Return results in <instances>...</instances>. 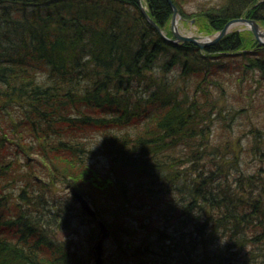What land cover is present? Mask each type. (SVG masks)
<instances>
[{
    "label": "trees",
    "instance_id": "trees-1",
    "mask_svg": "<svg viewBox=\"0 0 264 264\" xmlns=\"http://www.w3.org/2000/svg\"><path fill=\"white\" fill-rule=\"evenodd\" d=\"M171 1L205 35L264 26V0ZM263 113L251 31L201 49L137 0H0V264H95L68 185L104 264H264Z\"/></svg>",
    "mask_w": 264,
    "mask_h": 264
},
{
    "label": "water",
    "instance_id": "water-1",
    "mask_svg": "<svg viewBox=\"0 0 264 264\" xmlns=\"http://www.w3.org/2000/svg\"><path fill=\"white\" fill-rule=\"evenodd\" d=\"M140 10L143 14V16L146 18V20L154 27V29L159 33V35L166 41L178 44V43H184L189 42L197 45L201 49H204L206 47L215 45L218 43L228 32L229 30L238 25L242 24L247 26L251 32L253 33L255 39L258 41L260 45H264V30L260 27L258 22L255 19L250 18H237L229 21L224 28L217 34H215L214 37L210 36H199L194 34H183L178 26L179 20L182 18L179 16V11L177 7L174 5V3L171 0H168L172 9H173V15L171 19V31L173 34V38L167 37L163 30L158 26V24L148 15L142 0H137ZM70 187V191L73 195V197L78 201L83 211L92 217L93 219L97 220V223L100 228V233L98 236V239L93 247V255H94V262L95 264H103V255H104V241L109 236V231L104 225L102 221H98L97 214L94 210V208L90 205L88 200L78 191H76L73 187L68 185Z\"/></svg>",
    "mask_w": 264,
    "mask_h": 264
},
{
    "label": "rangeland",
    "instance_id": "rangeland-1",
    "mask_svg": "<svg viewBox=\"0 0 264 264\" xmlns=\"http://www.w3.org/2000/svg\"><path fill=\"white\" fill-rule=\"evenodd\" d=\"M213 1L212 3H216L215 1L219 0H196L191 2L188 6H186L187 10L192 13L193 11H197V7L200 2L209 4V2ZM179 29L183 34H194L199 36H204L205 33L200 30V26L196 24V22L191 21H180L179 22ZM262 29H264V26H262ZM247 30L244 25H236L232 28L233 31L241 32ZM260 120H262V126L264 128V113L260 116ZM261 123V122H260ZM93 162L97 163V167L100 171H104V168L108 166V163L106 159L103 156H100L99 154L95 157H93ZM143 196V195H140ZM138 215V214H136ZM160 223L154 222V225L150 226L148 230H153L155 227H157ZM67 234H62L61 237L65 238Z\"/></svg>",
    "mask_w": 264,
    "mask_h": 264
},
{
    "label": "bare ground",
    "instance_id": "bare-ground-1",
    "mask_svg": "<svg viewBox=\"0 0 264 264\" xmlns=\"http://www.w3.org/2000/svg\"><path fill=\"white\" fill-rule=\"evenodd\" d=\"M177 9H178V8H177ZM178 11H179V10H178ZM179 16L182 18L181 20H185V19H186V18L184 19V17L182 16V14H181L180 12H179ZM192 20H193V21H192ZM192 20H190V21H191V22H194V21H195V19H192ZM223 28H224V27H223ZM231 32H232V29H230L229 32H228L227 34H229V33H231ZM204 36H206V35H204Z\"/></svg>",
    "mask_w": 264,
    "mask_h": 264
}]
</instances>
